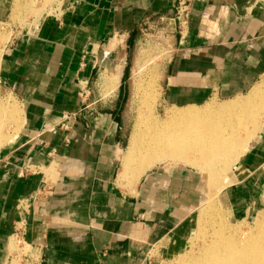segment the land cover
<instances>
[{"label":"crops","instance_id":"1","mask_svg":"<svg viewBox=\"0 0 264 264\" xmlns=\"http://www.w3.org/2000/svg\"><path fill=\"white\" fill-rule=\"evenodd\" d=\"M178 1L65 0L6 46L0 82L18 103L21 129L0 148V264H13L22 222L37 264H143L157 245L182 248L200 204L198 176L158 168L122 184L120 93L112 102L96 95L143 23L175 21ZM11 16V0H0V24ZM185 20L166 67L168 102L202 106L264 86V0H190ZM258 138L221 194L235 221L264 204V121Z\"/></svg>","mask_w":264,"mask_h":264},{"label":"rangeland","instance_id":"2","mask_svg":"<svg viewBox=\"0 0 264 264\" xmlns=\"http://www.w3.org/2000/svg\"><path fill=\"white\" fill-rule=\"evenodd\" d=\"M64 1L65 0H11L12 16L6 23L0 24V58L3 55L6 46L11 43L15 37L27 33L28 31L32 33L36 30L38 24L42 22L43 19L48 16L59 14ZM180 2V0L177 2L175 21H165L164 18L162 19V17H157L151 21L143 23L136 34V41L134 42V45L126 53L127 58H122L123 60L121 59L122 61L118 65L119 67L122 66L125 68L123 73L124 77L122 76L123 79L121 78L122 81L120 80L122 82L120 89H117L120 81L116 80V74L110 78L107 75L102 76V78L96 82V95L100 100L103 99L106 102H112L115 95H117L118 92L120 93L122 106L120 108L119 119L121 121L120 125L122 134L124 135V140L121 145L122 150H120L119 153L118 175L119 181L126 186H132L133 183H136L133 180L134 176H132V174L127 176L125 179H121L120 174L122 172L123 159L132 141L133 132L139 123L141 112L144 114L146 109L143 104L146 100L145 96L147 95V92L149 93V91H155L157 93V101L154 106V111L161 120L165 118L169 111H172L175 108V106H173L165 98V81L166 67L175 47L173 36L175 33H179L181 31L187 21L184 18L185 12L183 13L182 11H179L180 8L185 7L182 6ZM185 2H187V0H185ZM187 5H189V3H187ZM116 42L117 44L120 43V41ZM114 76L116 78H114ZM87 90H90V88H87ZM244 97V95L240 98L236 97L237 99L234 101L243 99ZM232 101L216 98L202 106L197 107L202 109H207L210 106L221 107ZM257 109V122H255V124H253V121H250V123L248 122V125H246L243 132L247 131L245 133H241V137L244 141L246 140L244 143L247 145L245 148L247 150L251 149L253 145L252 143L257 142L259 139L258 135L264 121L263 99L258 101ZM20 122L21 113L18 103L15 97L9 91L4 89L0 82V148L17 136L21 129ZM253 134H257L256 139H251ZM250 144L252 145L250 146ZM229 163L227 165L224 163L218 164L216 166H218L219 169L216 170L213 167L214 171L211 169V171L203 173L196 170V168L193 169L182 163H177V165L158 163L154 165L152 168L153 170L165 168L167 171L174 172L182 167L193 170L195 175L198 176V181L197 183L195 182L196 185L194 188L198 190V200L200 204H198L196 211L191 214L189 218V233L186 235L182 248L177 251L166 252L161 248L164 244L157 245L145 253L143 264H175L181 255H184L189 259H198L204 254L205 245L210 243L212 239L211 237L213 236V230L215 229L220 232L222 229V231L226 233L225 235L228 236L230 234H235L234 232L236 229H238L240 233L252 234L254 236L258 235L257 220L259 216H261L260 219L264 218V204L253 218H250L248 221L243 223L242 221H235L232 219L229 216L228 210H226V207L223 206L221 202V194L224 191L223 190L220 194L221 188L224 187L223 185L229 186L232 183L237 182L235 172L240 167V164H242V162L237 164L233 161H230ZM143 178L144 176L139 180L140 183ZM209 182L211 185L215 183L210 189L209 187L211 185ZM205 186L207 188H205ZM208 190L209 192L206 193ZM210 190H213L211 194ZM218 193L220 194L218 196L219 206L227 212V216H223V218L222 216H217L216 220L220 223L223 221L224 224H217L210 221L205 230L206 236L196 237V234H198L197 220L200 209L204 205L205 200L208 202L212 196L216 197ZM221 215L226 214L221 213ZM241 222L242 224L239 225ZM11 250L13 264L38 263V257L35 256L36 254H34L31 250L30 245L28 243L24 246L19 245L18 239L15 236L12 239Z\"/></svg>","mask_w":264,"mask_h":264},{"label":"bare ground","instance_id":"3","mask_svg":"<svg viewBox=\"0 0 264 264\" xmlns=\"http://www.w3.org/2000/svg\"><path fill=\"white\" fill-rule=\"evenodd\" d=\"M118 70L116 80H121L123 68ZM145 98L143 105L146 109L144 114L141 112L131 144L123 159L121 172L123 178L132 174L139 179L158 163L170 165L182 163L196 168L201 173L211 171L213 167L217 170L219 168L216 165L221 163L226 165L230 161L241 163L250 150L245 149L246 140L241 137V133L248 122L253 121V124L257 122L258 101L264 100V86H258L243 99L233 100L221 107L210 106L202 109L195 105L175 106L174 110L167 111L163 120L154 111L157 93L149 91ZM256 135L253 134L251 139H256ZM214 184L210 183L209 189ZM223 186L220 194L228 187ZM212 191L210 190V194ZM220 194L212 196L200 210L196 237L206 236L205 230L210 221L224 224L223 221L220 223L216 220L217 216L222 218L227 216V212L218 203ZM260 217L257 220V236L240 233L238 229L235 230V234L228 236L222 229L221 232L215 229L201 257L189 259L181 255L175 264H264V218Z\"/></svg>","mask_w":264,"mask_h":264},{"label":"built area","instance_id":"4","mask_svg":"<svg viewBox=\"0 0 264 264\" xmlns=\"http://www.w3.org/2000/svg\"><path fill=\"white\" fill-rule=\"evenodd\" d=\"M180 4L182 6H185L183 8H180L179 11H182L183 13L185 12L184 18L186 17V15L188 14V9H189V5H187V3H189L190 0H187V2H185V0H180ZM88 87H84V91H83V95L88 98L90 95V91L87 90ZM64 127H67V125H63ZM26 231V226L24 224V222L22 223V225L20 227L17 228L16 233H15V237L18 239V244L21 246L26 245V240L24 238V233ZM28 246V245H27ZM31 250L33 251L32 247L30 246Z\"/></svg>","mask_w":264,"mask_h":264}]
</instances>
